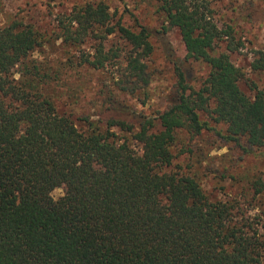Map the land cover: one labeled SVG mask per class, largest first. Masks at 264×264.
I'll use <instances>...</instances> for the list:
<instances>
[{
  "label": "trees",
  "instance_id": "1",
  "mask_svg": "<svg viewBox=\"0 0 264 264\" xmlns=\"http://www.w3.org/2000/svg\"><path fill=\"white\" fill-rule=\"evenodd\" d=\"M151 1L162 34L176 29L185 59L207 73L193 89L174 67L170 104L136 125L107 119L78 130L54 108L55 77L31 58L43 36L17 21L0 28V264H264V217L253 222L233 200L210 198L173 151L181 134L208 132L243 155L263 153L264 92L239 89L229 54L240 42L216 26L209 0ZM54 30L66 54L79 49L70 67L109 76V108L121 106L117 95L147 97L149 30L123 26L100 1L74 5ZM261 56L251 70L264 72ZM263 188L256 180L242 191L254 198Z\"/></svg>",
  "mask_w": 264,
  "mask_h": 264
},
{
  "label": "rangeland",
  "instance_id": "2",
  "mask_svg": "<svg viewBox=\"0 0 264 264\" xmlns=\"http://www.w3.org/2000/svg\"><path fill=\"white\" fill-rule=\"evenodd\" d=\"M97 1L108 7L113 20L119 19L123 26L134 31L137 27H144L151 34L152 53L144 60L151 79L145 99L140 94L117 95L121 106L109 108L105 90L110 84L109 76L103 71L70 67L69 58L76 60L79 49H71L66 54L60 40L55 38L58 17L66 15L74 5ZM209 6L216 26L228 31L235 42H240L237 50L229 54L231 63L243 74L239 89L248 97L254 94V89L264 92V72L250 68L260 54L264 60V0H209ZM11 21L29 25L43 36L42 46L32 53L31 58L42 63L55 77L49 89L54 108L58 114L69 117L78 130L85 129V121L93 126L101 125L107 119L133 125L142 120L157 121L158 114L170 104L176 93L174 67L181 68L186 84L193 89L207 73L204 64L185 59L176 29L170 28L162 34V19L155 14L151 0H0V28ZM108 44L120 48L116 39H111ZM87 47L84 45L81 49L86 52ZM215 48L223 51L224 43L219 42ZM200 118L204 119V116L200 115ZM179 142L173 150L179 152L174 161L182 165L183 170L196 175L210 198L233 200L238 213L253 222L263 220L259 209L264 208V188L254 198L250 194L252 190L246 193L242 189L250 187L256 180H260L264 187V152L243 155L231 143L222 146L208 132L192 140L181 134ZM134 145L138 150L139 144ZM208 167L216 169L217 175L207 172ZM220 173L223 174L221 179ZM61 193V189H56L51 196L56 198Z\"/></svg>",
  "mask_w": 264,
  "mask_h": 264
}]
</instances>
